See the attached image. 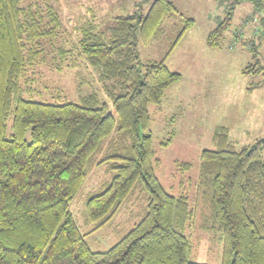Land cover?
Here are the masks:
<instances>
[{
    "label": "trees",
    "instance_id": "obj_1",
    "mask_svg": "<svg viewBox=\"0 0 264 264\" xmlns=\"http://www.w3.org/2000/svg\"><path fill=\"white\" fill-rule=\"evenodd\" d=\"M28 1L0 0V264H197L188 260L190 241L181 232L195 212L186 196L169 194L155 175L158 159L147 131L149 106L159 105L181 75L164 61L142 64L137 44L158 40L165 21L182 19L176 6L154 0L145 16L134 11L116 17L105 33L94 19L86 21L69 43L56 10ZM249 1L262 10L259 0ZM235 9L230 6L207 35L209 48L224 44ZM184 23L176 43L194 25ZM61 36L53 51L56 68L84 60L107 102L96 91L76 102L28 98L34 92L26 75L45 61L43 41ZM253 66L243 74L262 72ZM114 131L129 136L131 157H114L115 174L86 201V218L99 225L108 221L139 181L148 195L147 213L107 251L94 252L69 209L87 179L90 158ZM212 142L201 153L197 187L212 229L222 234L221 264H264V136L238 147L217 127Z\"/></svg>",
    "mask_w": 264,
    "mask_h": 264
},
{
    "label": "rangeland",
    "instance_id": "obj_2",
    "mask_svg": "<svg viewBox=\"0 0 264 264\" xmlns=\"http://www.w3.org/2000/svg\"><path fill=\"white\" fill-rule=\"evenodd\" d=\"M181 17L165 21L162 37L147 45L138 44L140 62L164 61L181 75L179 82L168 87L159 105H150L148 132L158 165L155 175L172 196H186L195 217L181 231L190 241L188 260L197 264H221L222 234L212 229L209 206L198 190L197 177L203 150L213 148L217 127L228 131L230 141L238 147L249 145L264 136V0L256 10L249 0H169ZM34 2V3H32ZM154 0H29L24 4L52 6L58 13L65 39L79 38L77 28L94 19L98 32L105 33L115 18L136 11L145 16ZM235 15L218 48L206 45L207 35L225 17L230 6ZM193 20L176 43L185 20ZM43 41L45 61L27 72L34 101L48 103L76 102L96 91L107 102L97 75L84 60L56 68L54 50L60 40ZM139 37V35H138ZM176 45L174 46V44ZM70 46V45H68ZM44 48V47H43ZM67 48V47H66ZM251 50H254V58ZM262 68L259 74H243L246 66ZM255 63L258 65L256 66ZM251 85L252 91H247ZM11 133V121L7 123ZM146 132H141L144 134ZM26 138H29L27 132ZM166 144V145H164ZM131 157V140L113 132L88 163L87 179L70 204V213L88 247L94 252L107 251L120 241L147 213L148 195L143 184L136 183L130 196L112 217L99 225L85 215L86 201L110 184L117 159Z\"/></svg>",
    "mask_w": 264,
    "mask_h": 264
}]
</instances>
